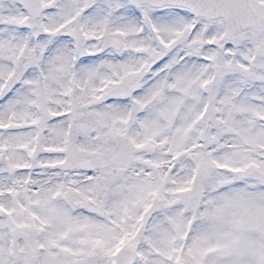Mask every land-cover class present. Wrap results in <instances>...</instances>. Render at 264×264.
I'll return each instance as SVG.
<instances>
[{
	"label": "snow or ice",
	"instance_id": "snow-or-ice-1",
	"mask_svg": "<svg viewBox=\"0 0 264 264\" xmlns=\"http://www.w3.org/2000/svg\"><path fill=\"white\" fill-rule=\"evenodd\" d=\"M0 264H264V0H0Z\"/></svg>",
	"mask_w": 264,
	"mask_h": 264
}]
</instances>
